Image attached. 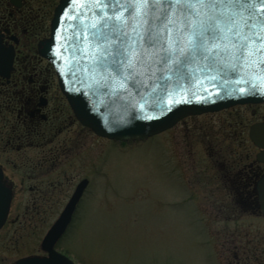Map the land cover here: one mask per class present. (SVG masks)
Returning <instances> with one entry per match:
<instances>
[{
  "label": "rangeland",
  "instance_id": "1",
  "mask_svg": "<svg viewBox=\"0 0 264 264\" xmlns=\"http://www.w3.org/2000/svg\"><path fill=\"white\" fill-rule=\"evenodd\" d=\"M262 112L236 105L127 141L84 132L70 172L90 186L58 250L77 264H264V216L230 182L256 159L248 132ZM65 205L29 202L19 189L0 229V264L43 255Z\"/></svg>",
  "mask_w": 264,
  "mask_h": 264
},
{
  "label": "water",
  "instance_id": "2",
  "mask_svg": "<svg viewBox=\"0 0 264 264\" xmlns=\"http://www.w3.org/2000/svg\"><path fill=\"white\" fill-rule=\"evenodd\" d=\"M113 4L114 0H59L50 36L40 43V52L56 68L61 89L76 117L97 135L120 141L140 139L164 132L189 115L264 102V82L255 88L244 83L250 73L264 69V64L258 63L255 70L243 68L235 75L224 74L210 70L207 61L194 55L180 68L150 59L136 65L133 79L128 78L127 72H117L112 63L113 54L121 49L118 41L124 40L121 32L133 36V29L142 33L145 25L142 19L133 18L131 22L125 21L128 27L114 26L113 12L118 17H125L126 13L116 11ZM260 13H264V5L257 3L256 14ZM151 26L154 33L159 30L161 36L165 35L162 22L153 19ZM167 36L169 40L176 39L175 28L169 27ZM139 47L147 46L141 43ZM139 47H133L134 54L139 53ZM241 88L246 89V94ZM262 133L264 123L251 126L250 138L261 148L257 159L264 162ZM87 184L88 179L78 184L43 237L41 248L47 254L22 257L12 264H77L60 252L56 244L72 221ZM256 190L264 215V175L258 179ZM11 202L12 189L5 184L0 169V229L8 219Z\"/></svg>",
  "mask_w": 264,
  "mask_h": 264
},
{
  "label": "flooded vegetation",
  "instance_id": "3",
  "mask_svg": "<svg viewBox=\"0 0 264 264\" xmlns=\"http://www.w3.org/2000/svg\"><path fill=\"white\" fill-rule=\"evenodd\" d=\"M55 2L0 0V169L12 189V204L19 189L29 202L67 203L78 184L89 179L70 171L76 148L83 146L82 135L91 129L76 118L56 68L40 52V43L51 32ZM257 118H264V112ZM233 172L230 182L239 185L237 195L249 198L242 186L249 181L255 185L264 175V162L254 159ZM89 186L90 179L79 203L85 201Z\"/></svg>",
  "mask_w": 264,
  "mask_h": 264
},
{
  "label": "snow or ice",
  "instance_id": "4",
  "mask_svg": "<svg viewBox=\"0 0 264 264\" xmlns=\"http://www.w3.org/2000/svg\"><path fill=\"white\" fill-rule=\"evenodd\" d=\"M257 3L264 5V0H114L112 7L126 13L125 17H118L113 12L114 26L123 29L128 27L126 20L136 18L142 19L145 27L142 33L133 29V36L121 32L124 40L118 41L121 49L113 54L112 68L127 72L128 78L133 79L136 65L150 59L180 68L199 55L210 70L224 74L235 75L243 68L255 70L258 63L264 64V59H257L264 57V13L256 14ZM153 19L164 24V36L159 30L154 33ZM169 27L176 30L174 40L167 36ZM141 43L147 47H139ZM134 46L139 47L138 54L133 53ZM260 82H264V69L250 73L244 81L249 88ZM240 91L246 94V89ZM261 141L264 142V133Z\"/></svg>",
  "mask_w": 264,
  "mask_h": 264
},
{
  "label": "trees",
  "instance_id": "5",
  "mask_svg": "<svg viewBox=\"0 0 264 264\" xmlns=\"http://www.w3.org/2000/svg\"><path fill=\"white\" fill-rule=\"evenodd\" d=\"M253 183H251L250 186L248 185V183H245L242 186V189L247 191V193H248V195H250L251 199H254V200L251 201L252 208L255 209L256 211H258V203L256 201V194H255V191H254V184Z\"/></svg>",
  "mask_w": 264,
  "mask_h": 264
}]
</instances>
